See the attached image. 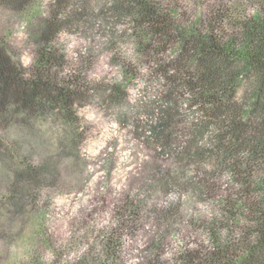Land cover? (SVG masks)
<instances>
[{"label":"trees","instance_id":"obj_1","mask_svg":"<svg viewBox=\"0 0 264 264\" xmlns=\"http://www.w3.org/2000/svg\"><path fill=\"white\" fill-rule=\"evenodd\" d=\"M93 27L91 45L70 55L69 36ZM97 35L125 80L142 70L163 83L137 125L173 160L156 183L185 201L154 213L171 226L206 205L190 218L206 241L182 248L180 264H264V0H0V227L84 190L81 114L127 99L96 76ZM142 211L127 201L91 215L61 264H126Z\"/></svg>","mask_w":264,"mask_h":264},{"label":"rangeland","instance_id":"obj_2","mask_svg":"<svg viewBox=\"0 0 264 264\" xmlns=\"http://www.w3.org/2000/svg\"><path fill=\"white\" fill-rule=\"evenodd\" d=\"M20 31L19 39L23 38ZM96 33L95 27L86 32L74 31L69 36L70 55L89 47ZM94 40L96 54L103 53L96 76L123 84L127 99L123 105L111 108L95 100L84 108L81 115L87 129L82 143L83 175L88 179L84 190L59 194L48 201V210L41 202L37 211L31 210L24 218L1 226L0 235H5L6 240L0 236V264H61L73 251L61 254L59 249L65 250L84 222L88 226L94 224L91 215L99 220L113 217L116 208H122L127 201L143 211L139 230L127 239L126 264H180L178 255L182 248L197 247L206 241L204 232L190 220L195 209L205 208V204L194 203L190 211L181 209L182 223L171 226L161 225L154 213L156 208L174 207L185 201L181 190L166 192L156 183V168L168 167L173 160L167 156L158 158V151L144 139L137 125L138 119H147L152 100L164 89L163 83L142 70L138 77L125 80L105 48L104 38L97 35ZM121 44L123 50L131 47ZM24 58L30 61L27 51Z\"/></svg>","mask_w":264,"mask_h":264}]
</instances>
